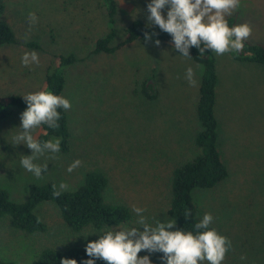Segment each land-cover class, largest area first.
Segmentation results:
<instances>
[{
    "label": "rangeland",
    "instance_id": "obj_1",
    "mask_svg": "<svg viewBox=\"0 0 264 264\" xmlns=\"http://www.w3.org/2000/svg\"><path fill=\"white\" fill-rule=\"evenodd\" d=\"M4 1L3 19L14 30L17 43L0 46V100L41 91L57 55L74 54L81 61L67 68L61 95L71 103L65 110L68 152L39 156L34 163L47 164L41 178L25 170L20 160L32 152L24 144L14 145L13 137L20 132V115L27 107L14 110L0 120V188L13 201L22 202L29 184L54 181L59 188L64 182L66 191H72L87 172L100 171L109 180L105 200L124 204L131 212L127 222L111 228L135 225L139 217L133 205L146 209L142 215L149 224L170 220L172 172L198 154L194 138L200 130L197 103L202 67L169 43L157 47L153 41H136L121 46L133 20L148 24L146 6L151 0H115L112 44L117 50L96 55L91 54L95 42L109 31L100 0ZM30 12L37 17L35 24L29 20ZM233 13L235 25L252 26L247 40L264 45V0H241ZM29 42L43 50L27 48ZM31 51L39 54L40 62L25 67L22 56ZM213 55L219 77L218 147L229 174L212 189L194 190L192 199L199 219L210 213V227L231 240L222 264H264V66L234 61L227 53ZM188 67L194 70L196 87L185 79ZM152 68L156 97L148 100L140 91ZM38 132L39 127L32 131L34 139ZM76 159L82 165L69 173L67 168ZM34 214L46 225L45 233L29 235L13 229L7 219L0 220L1 260L33 264L45 248L80 247L104 229L88 227L72 233L51 202L39 204ZM144 255L152 264H163L154 253H138Z\"/></svg>",
    "mask_w": 264,
    "mask_h": 264
},
{
    "label": "trees",
    "instance_id": "obj_2",
    "mask_svg": "<svg viewBox=\"0 0 264 264\" xmlns=\"http://www.w3.org/2000/svg\"><path fill=\"white\" fill-rule=\"evenodd\" d=\"M106 15L108 33L100 37L96 42L92 55L111 54L117 50L112 42L116 36L115 14L117 3L115 0H100ZM6 9L4 0H0V46L14 45L17 43L16 35L12 27L3 19ZM229 27L235 26L237 14L228 16ZM157 33L151 41L159 39L160 43L172 44L171 36L163 32L156 25H151L142 19L133 20L125 29V38L121 46L136 41H145L144 33ZM29 49L43 50L36 42L26 44ZM178 54V50H176ZM190 56L196 64L202 67V76L199 85V98L197 103V119L200 130L194 138V145L198 154L189 162L175 167L170 179V204L168 216L170 220H176L175 227L185 231L195 232L194 225L199 222L197 209L192 199L194 190H208L216 187L228 177V168L224 163L218 147L219 125L215 113L217 102V88L219 77L217 74L215 58L210 49L205 50L204 56L195 47L189 49ZM234 61L255 63L264 66V45L244 41V48L240 52L227 53ZM181 55V54H180ZM74 54L57 55L55 64L46 73L42 90L51 91L53 94L62 95L65 87V74L69 66L79 62ZM41 90V91H42ZM141 95L148 100L156 97V84L153 68L141 84ZM27 107L24 98L13 95L6 100H0V120L8 118L14 110ZM60 120L58 129H50L47 125L39 127L36 140L44 142L61 138L60 152H68L70 147V133L67 114L64 109H58ZM57 184L47 181L43 184H29L27 198L22 202H15L10 198L7 190L0 188V220L7 219L10 226L26 234L45 233L46 225L34 214V209L42 202L53 203L59 213L60 219L72 233H80L83 229L92 227L96 230L105 226L117 227L131 218L130 209L124 204L110 203L105 200V192L109 185L107 176L100 171H89L82 183L72 191H61L59 197L53 195ZM186 210H190L191 216L184 217ZM212 228V227H211ZM98 239V235L87 238L85 243L76 248L57 251L52 248L43 249L33 264H60L61 258L75 259L77 264L90 259L86 255L85 247L89 241ZM162 253H154L161 261ZM0 264H15L12 261L1 260ZM95 264H106L102 259H96Z\"/></svg>",
    "mask_w": 264,
    "mask_h": 264
},
{
    "label": "clouds",
    "instance_id": "obj_3",
    "mask_svg": "<svg viewBox=\"0 0 264 264\" xmlns=\"http://www.w3.org/2000/svg\"><path fill=\"white\" fill-rule=\"evenodd\" d=\"M240 5L241 0H151L146 6V20L149 27L154 24L168 33L174 49L188 59H192L189 53L191 47L198 50L200 57L207 49L218 56L232 51L238 53L243 50L244 41L251 36L252 26L242 23L229 27L226 17L232 15ZM28 17L31 24L37 22L34 12H30ZM157 35L155 32H145L144 40L149 42ZM153 43L158 47L160 40L155 39ZM21 62L25 67L38 65L39 54L35 51L25 52ZM185 79L192 87L198 85L192 67L186 69ZM23 98L27 108L20 115V132L13 137V143L24 144L31 150V155H22L20 163L25 170L41 178L42 172H47V164L38 165L34 161L45 152L58 154L61 138L40 142L34 139L32 131L42 125L58 129L61 118L58 109L69 110L71 103L48 90L29 93ZM81 165L82 161L76 159L67 171L71 173ZM53 188V195L59 197L61 191L68 189V185L62 182L58 189L55 185ZM133 211L139 217L135 225L125 224L119 229L105 226L98 239L86 244L85 252L90 259L83 260L81 264H95L96 259H102L106 264H152L149 255L138 256L142 250L149 254L162 253L160 259L163 264H222L231 250V240L210 227L213 222L210 213H205L194 225L193 232L177 229L176 220H155L154 224H149L142 215L146 209L133 205ZM190 216V210H186L184 217ZM245 258L241 257L242 260ZM60 264H77V261L61 258Z\"/></svg>",
    "mask_w": 264,
    "mask_h": 264
}]
</instances>
